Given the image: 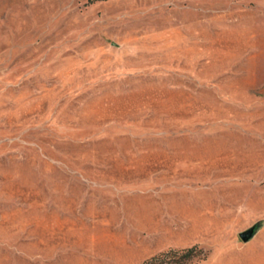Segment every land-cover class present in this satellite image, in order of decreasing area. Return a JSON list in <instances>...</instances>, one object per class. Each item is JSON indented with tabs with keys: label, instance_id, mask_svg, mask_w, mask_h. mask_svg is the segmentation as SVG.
Wrapping results in <instances>:
<instances>
[{
	"label": "rangeland",
	"instance_id": "rangeland-1",
	"mask_svg": "<svg viewBox=\"0 0 264 264\" xmlns=\"http://www.w3.org/2000/svg\"><path fill=\"white\" fill-rule=\"evenodd\" d=\"M252 227L264 0H0V264H236Z\"/></svg>",
	"mask_w": 264,
	"mask_h": 264
},
{
	"label": "crops",
	"instance_id": "crops-1",
	"mask_svg": "<svg viewBox=\"0 0 264 264\" xmlns=\"http://www.w3.org/2000/svg\"><path fill=\"white\" fill-rule=\"evenodd\" d=\"M257 234L248 242H243L242 245L237 247L236 264H264V257L258 255L257 252L263 250V246H256L253 242L255 241Z\"/></svg>",
	"mask_w": 264,
	"mask_h": 264
},
{
	"label": "trees",
	"instance_id": "trees-1",
	"mask_svg": "<svg viewBox=\"0 0 264 264\" xmlns=\"http://www.w3.org/2000/svg\"><path fill=\"white\" fill-rule=\"evenodd\" d=\"M195 248H189L181 251H168L157 256L151 257L143 264H187L192 259Z\"/></svg>",
	"mask_w": 264,
	"mask_h": 264
},
{
	"label": "water",
	"instance_id": "water-1",
	"mask_svg": "<svg viewBox=\"0 0 264 264\" xmlns=\"http://www.w3.org/2000/svg\"><path fill=\"white\" fill-rule=\"evenodd\" d=\"M256 231V227H252L249 230L240 233V237L243 242H248L256 235Z\"/></svg>",
	"mask_w": 264,
	"mask_h": 264
}]
</instances>
